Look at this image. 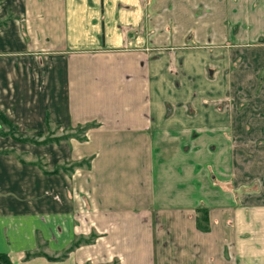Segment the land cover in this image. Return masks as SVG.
Returning a JSON list of instances; mask_svg holds the SVG:
<instances>
[{"label": "crops", "instance_id": "0c3cea01", "mask_svg": "<svg viewBox=\"0 0 264 264\" xmlns=\"http://www.w3.org/2000/svg\"><path fill=\"white\" fill-rule=\"evenodd\" d=\"M0 114L10 264H264V0H0Z\"/></svg>", "mask_w": 264, "mask_h": 264}, {"label": "rangeland", "instance_id": "374dc122", "mask_svg": "<svg viewBox=\"0 0 264 264\" xmlns=\"http://www.w3.org/2000/svg\"><path fill=\"white\" fill-rule=\"evenodd\" d=\"M222 99L217 100L216 102L211 101V108L212 109H221L222 106ZM8 130L6 133H8L13 140L18 141L19 143L23 144H31L36 147H40L47 144H58L62 140H69V138H76L79 140L84 139V129L83 127L77 128L76 131H60L57 129V127H53L50 125H47L48 128V134L43 135H35V136H25L23 134L18 133V130H16L14 127H8L5 126ZM220 131L212 132L211 135L203 136L202 132L196 133L194 136H180L179 137V148H221L222 147V131L221 134H219Z\"/></svg>", "mask_w": 264, "mask_h": 264}, {"label": "trees", "instance_id": "16d2710c", "mask_svg": "<svg viewBox=\"0 0 264 264\" xmlns=\"http://www.w3.org/2000/svg\"><path fill=\"white\" fill-rule=\"evenodd\" d=\"M0 124L7 125L8 127H11L1 114H0ZM0 264H10V263L5 256L0 255Z\"/></svg>", "mask_w": 264, "mask_h": 264}]
</instances>
